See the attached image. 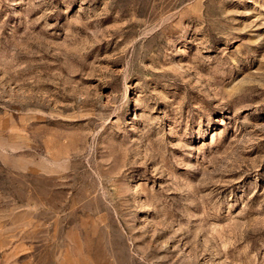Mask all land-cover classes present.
<instances>
[{"label": "rangeland", "instance_id": "obj_1", "mask_svg": "<svg viewBox=\"0 0 264 264\" xmlns=\"http://www.w3.org/2000/svg\"><path fill=\"white\" fill-rule=\"evenodd\" d=\"M0 264H264V0H0Z\"/></svg>", "mask_w": 264, "mask_h": 264}]
</instances>
